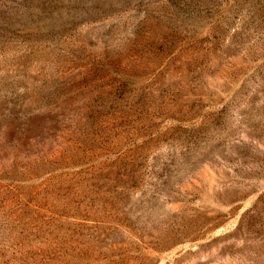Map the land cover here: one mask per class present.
Returning <instances> with one entry per match:
<instances>
[{
  "label": "rangeland",
  "instance_id": "obj_1",
  "mask_svg": "<svg viewBox=\"0 0 264 264\" xmlns=\"http://www.w3.org/2000/svg\"><path fill=\"white\" fill-rule=\"evenodd\" d=\"M0 264H264V0H0Z\"/></svg>",
  "mask_w": 264,
  "mask_h": 264
}]
</instances>
